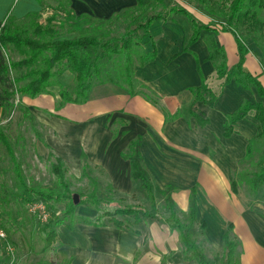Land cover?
Wrapping results in <instances>:
<instances>
[{"label":"crops","instance_id":"1","mask_svg":"<svg viewBox=\"0 0 264 264\" xmlns=\"http://www.w3.org/2000/svg\"><path fill=\"white\" fill-rule=\"evenodd\" d=\"M5 2L7 6L0 10V20L6 18L11 0ZM136 5L137 0H70L69 7L75 15L105 22ZM41 11L42 5L37 0H23L15 17ZM155 22L161 23L157 28L164 30L155 28L152 32ZM155 22L150 24L142 47L149 52L155 46L156 56L149 63L135 65L133 94L107 82L93 86L83 104L61 103L59 86L55 95V89L48 88L51 93L24 96L22 101L33 118L55 134L49 142L43 138V145L65 156L69 163L81 164V176H89L88 167L94 166L106 174L116 193L127 196L133 188V167H138L140 162L160 188H177L175 201L185 205L191 201V207L201 202L208 204L216 221L232 225L231 235L239 244V264H264V218L251 212L248 206L243 207L234 197L233 193L237 192H233L230 184L233 152H246L252 134L250 137L246 129L240 134L234 131L229 137L223 135L226 113L237 109L250 94L257 101L263 100H258L252 89L230 83L223 87L214 106L205 104L206 109L198 108L204 103L194 102L189 87L199 85L202 78L207 79L214 71V64L208 59L207 33L184 50L192 33L191 25L186 33L176 17ZM214 36L224 48L227 63L234 64L237 47L232 34L219 30ZM60 37L72 39L78 35L70 32ZM255 50L252 48L247 53L245 66L264 86V70ZM173 71L184 73L185 78L187 74L189 79L177 86L176 74L171 76ZM58 79L65 86L69 84L67 79L73 81L74 75L65 70ZM151 93L155 95L153 99L147 95ZM189 103L193 106L190 110L208 120L206 124H199L198 118L191 114L188 118L182 115L169 121L164 117L163 110L173 114ZM135 140L139 144L131 152ZM47 154L50 156L52 151ZM84 162L87 168L83 167ZM149 224L143 231L138 226L140 234L110 225L76 222L69 228L62 224L56 229L54 249L67 264H161L164 258L165 264H179L172 262L178 259L179 250L177 239H171L174 231L163 221L153 220Z\"/></svg>","mask_w":264,"mask_h":264},{"label":"trees","instance_id":"2","mask_svg":"<svg viewBox=\"0 0 264 264\" xmlns=\"http://www.w3.org/2000/svg\"><path fill=\"white\" fill-rule=\"evenodd\" d=\"M37 1L42 5L44 10L46 5L43 0ZM198 3L204 6L207 12L217 15L223 20L212 19L208 22H202L185 7L177 6L176 4L168 7L169 12L186 16L191 25L192 33L184 50H187L190 44L200 38L202 31L212 33L206 37L209 50L208 59L216 62L214 72L216 79L219 80V89L214 90L202 78L199 85L189 87L190 92L194 96V102L216 103L222 93L223 87L230 83L245 90L252 89L258 96L264 97V86L258 77L250 73L245 66L246 55L252 51L251 46L248 44V41H251L257 50L254 52L264 68L263 0H198ZM217 4L220 5V10L214 9L215 7L213 6ZM69 5L70 0H57L54 12L65 16L64 20H59L58 24L56 23L58 15H55V13L47 16L44 22H38L36 19L39 17L40 12H29L22 18H16L13 15L7 14L5 19L0 20V109L10 107V102L14 99L15 95L36 97L40 94L49 93L48 88L55 84L60 87L59 97L61 103L83 104L88 100L94 77L99 80V83H114L120 88L129 89L128 91L131 94L134 93L132 89V76L135 65L149 63L156 56L155 46L152 51L145 52L141 41L148 36V28L151 23L157 20H166L167 17L160 14L145 17L140 24L143 27V33L138 38L139 40H130L126 37L133 33L134 30L136 32L139 26L129 31L121 40H117V38L103 40L97 34L87 35L84 33L72 39L60 38L64 27L67 26L65 31H80L87 22L92 21L87 15H75ZM143 5L141 0H137L136 8L125 9L117 15L139 10ZM219 30L231 33L236 43L237 60L232 65L227 63L224 48L213 36ZM8 48L11 51H15L19 55V58L11 59L8 57L6 55ZM113 58L118 63V68H115L114 75H111L108 71L103 74V67ZM65 70L70 71L74 75L73 90L68 86L60 84L58 77ZM251 111H253V117L257 121V135L263 137L264 103L262 101L252 102L248 99L244 100L234 111L225 114L223 135L229 137L235 131L234 125L236 122L244 119ZM26 112L29 114L27 109ZM177 114H171V118H176ZM190 114L197 117L201 123L207 122V119H199L193 110H190ZM0 144L4 147L12 164L15 181L22 188L23 192L27 194V197H24V201H30L32 194H36L46 201L49 195L44 194L41 190L28 187L13 145L1 125ZM138 144L139 140L131 143V152L137 148ZM249 147L248 144V154L250 151ZM83 167L87 168L85 162L83 163ZM51 170L59 180L64 178V172L67 171L63 161L57 156L54 158V162L51 163ZM83 174L86 175L85 170ZM257 177V180L260 178L264 183V163L259 165ZM230 184L233 192H237L234 179H230ZM94 186V190L86 195L80 203H89L94 208L100 210L102 200L95 194L97 187L95 184ZM54 198L58 201L57 196ZM72 208V206H69V213L72 217L69 223L56 216H50L45 224V228L47 229L44 239L46 247L56 241V229L62 224H66L69 228L72 227L71 224L74 222L88 223L96 226L110 225L140 234L137 224L140 219L145 218L149 221H163L171 229H177L185 251L192 250L195 252V249L197 251L198 248L196 243L190 241L184 233V225L178 219L179 217L173 208V204H169V216L163 219L155 212L148 211L140 205L117 206L113 210H105L102 215L98 214L93 218L74 216ZM188 214L190 222H194L196 217L195 206L188 209ZM200 226L203 228L205 222L201 221ZM231 229L232 225L229 224L222 237L224 246L228 248L225 262L227 264H239V251L237 250L239 244L236 237L231 235ZM204 257L197 255L195 259L198 263L202 264L201 259L204 260ZM203 264L209 263L203 262Z\"/></svg>","mask_w":264,"mask_h":264},{"label":"rangeland","instance_id":"3","mask_svg":"<svg viewBox=\"0 0 264 264\" xmlns=\"http://www.w3.org/2000/svg\"><path fill=\"white\" fill-rule=\"evenodd\" d=\"M5 1L6 0H4L3 3L1 2L0 10L6 8L7 4ZM22 1L23 0H11L8 7V14L16 16L17 7L21 5ZM141 1L144 5L139 10L137 9L136 11H130L123 14L121 13L116 17V14L112 15V17L105 20V22L104 20L93 19L91 22H87L80 31H65L67 29L66 26L62 29L61 36L67 35L71 32L74 36H79L82 33L87 35L97 34V36L103 40L110 38L112 40L114 38L121 40V38H124L129 31L139 26L136 32L134 30L133 33L126 36L130 40H139L138 38L143 33V27L140 24L143 22L144 18L157 14L166 16L170 20H173V18L176 17L178 25L182 31L187 33L190 30L188 18L184 15H177V13L169 12L168 10V7L175 4L177 6L185 7L203 22L212 19L223 20L217 15L207 12L204 6L198 3V0ZM43 2L46 6L45 9L40 12L39 17L36 18L38 22H44L45 18L52 13L58 15L56 17L57 24L59 23V20H64L65 16H62V14L58 12H54L55 6H57V0H43ZM213 7H215L214 9L216 10H220L219 4ZM160 25L161 23L158 24V22H155L151 27L152 32ZM157 29L159 31L164 30L162 28ZM205 33H207V35L212 34L211 32L202 31L201 35H206ZM144 40L145 39L141 41L142 46ZM248 44L253 49H256L253 42L248 41ZM6 55L11 59L19 58V55L15 51H11L9 48ZM183 62L184 60H182V64ZM212 62L215 68L216 62L214 60H212ZM115 68H118V63L116 59L113 58L103 67V74L108 71L111 75H114ZM181 70V72L185 71L183 69ZM175 74L176 77L174 78V82L177 86L178 84H183L186 79H189V75L186 74L185 78L183 75L184 73L179 75L176 71L171 74L172 78ZM103 78H105V76H103ZM67 80L68 82L66 83L69 84L65 86H68L73 90L74 79L72 82L70 79ZM205 80L214 90L219 89V80L216 79L214 71ZM99 84L103 83H99V80L94 77L92 79V87ZM176 85L174 87H176ZM58 86L59 85L55 84L49 87L50 89H55L53 90V95H55L54 92H58ZM147 95L152 97V99L155 96L153 93H151V96L149 94ZM250 95L251 96L248 100L256 102V96L252 94ZM260 98L264 103V97L259 96L258 100H260ZM244 100H246V98H244L243 101ZM10 103V107H3L0 109V125L3 127L5 134L13 145L15 155L20 162L28 187L41 190L44 194L49 195V198L45 201L36 194H32L31 200L39 199L44 201L49 208L50 216H56L61 220L64 219L66 223H69L70 219H72L71 214L69 213V206L73 207L74 216L91 218L92 215L93 217H96L98 214L102 215L103 211L113 210L117 206L140 205L148 211L155 212L161 219H163L169 216V204H173V208L176 210L179 217L178 219L184 225V233L190 241L196 243L198 246V252L196 249L195 252L192 250L185 251L179 238L178 230L171 229L175 233L171 239H177L176 244L179 248L176 256L178 259L173 260L172 262L178 261L179 264H200L195 257L197 255H202L207 258L204 257V260L201 259L202 264L203 262H208L209 264H227V262H225V257L228 253V248L224 246L222 234L227 230L228 225H226V222L222 223L221 221L215 220L212 211H209L208 204H203L201 202L196 206L194 205L196 209V217L194 222H190L188 209L191 207V201L189 202L190 204L188 203L187 205L175 201L177 198V188L173 186L160 188V185L157 184L155 178L153 179V177H151L152 175L150 172H148L140 162L138 163V167H133V188L127 196L116 193L114 189H112L106 174L94 166L88 167L89 176H81V164L74 165L72 162L69 163L65 156H60L55 150H50V148L43 145V138H45V142H49L50 137L55 136V134L52 130L40 124L36 118H33V115L30 112V114L26 112V109L28 110V108L22 101V96L15 95ZM205 104L209 106L215 105V103L205 102L203 105L198 106V108L206 109L207 106H204ZM191 107L193 108L191 103L186 104L183 107L178 108V111L174 113H178L176 117L183 115L185 116L184 118H188L191 116ZM163 113L166 120H171V114L169 112L163 111ZM38 115L41 116L40 114ZM199 118L204 120L202 116H199ZM198 121L201 125L206 124V122L201 123L200 120ZM113 127H116V125H113ZM246 129L249 130L247 133L250 134V137L252 134V138L248 139V144L250 146L249 154L247 153V150L243 153L236 152L235 150L233 152V170L230 171V179L235 180L237 189V193H233V195L243 207L248 206L251 212L261 215L264 218V183L260 178L257 180L259 165L264 163V136L257 135V121L253 117V111L249 112L244 119L239 120L234 125L236 133H244L246 132ZM51 151L53 155L51 154L49 156L47 152ZM55 154H57V157L60 156L62 158L63 164L67 169V171L64 172V178L62 180H59L51 170V163L54 162V158L56 157ZM76 158L77 157L74 159ZM201 173L204 174L203 172ZM176 174L180 173H175L174 175ZM93 183L97 187L95 189V194H97L102 200L100 203V210L94 208L89 203H80L86 195L94 190L95 186ZM74 194L78 195L77 204H74L73 202ZM25 196L27 197V194L23 192L22 188L15 181L12 164L4 147L0 144V224L5 229L9 241L14 246L13 255L7 254L3 249L0 250V264H67V261L58 257L55 252L54 248L57 238L50 246L46 247L44 239L47 229L45 228V224L49 219L46 222H38L34 219L27 212L26 204L29 201H24ZM55 196L58 197V201L55 200ZM59 199L62 200L60 201ZM214 220L216 225H213ZM201 221L205 222L203 228L200 226ZM150 222L151 221L148 219L142 218L137 225L143 231L148 228ZM74 224L75 222L71 224V226L73 227ZM238 249L239 248L237 247V250ZM164 260L165 258L161 264H165Z\"/></svg>","mask_w":264,"mask_h":264},{"label":"built area","instance_id":"4","mask_svg":"<svg viewBox=\"0 0 264 264\" xmlns=\"http://www.w3.org/2000/svg\"><path fill=\"white\" fill-rule=\"evenodd\" d=\"M27 212L38 222H46L50 217V212L44 201L39 199L30 200L26 204ZM5 250L7 254L13 255L14 246L9 241L5 229L0 225V250Z\"/></svg>","mask_w":264,"mask_h":264},{"label":"water","instance_id":"5","mask_svg":"<svg viewBox=\"0 0 264 264\" xmlns=\"http://www.w3.org/2000/svg\"><path fill=\"white\" fill-rule=\"evenodd\" d=\"M73 202H74V204L78 203V195L77 194L73 195Z\"/></svg>","mask_w":264,"mask_h":264}]
</instances>
